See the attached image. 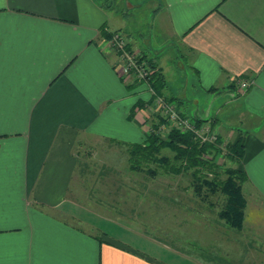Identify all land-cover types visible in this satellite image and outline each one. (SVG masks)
Instances as JSON below:
<instances>
[{
    "label": "crops",
    "instance_id": "1",
    "mask_svg": "<svg viewBox=\"0 0 264 264\" xmlns=\"http://www.w3.org/2000/svg\"><path fill=\"white\" fill-rule=\"evenodd\" d=\"M127 3L126 17L99 0H0V264H234L222 254L198 259L105 215L90 219L98 235L67 219L85 216L69 195L84 170L79 143L139 142L147 130L149 86L121 80L102 31L126 23L152 57L170 58L161 66L183 55L185 73L174 68L182 86L164 76L175 98L188 80L226 98L246 184L264 196V0Z\"/></svg>",
    "mask_w": 264,
    "mask_h": 264
},
{
    "label": "rangeland",
    "instance_id": "2",
    "mask_svg": "<svg viewBox=\"0 0 264 264\" xmlns=\"http://www.w3.org/2000/svg\"><path fill=\"white\" fill-rule=\"evenodd\" d=\"M99 2L105 8L127 17V8L130 7L127 0ZM136 21L138 23L139 20ZM105 31L108 33L105 37L107 46L116 55L121 80L127 85L132 81H145L149 86L151 98L146 106L145 116L141 114L140 107L133 110L129 116L133 119L138 112L145 119L149 118L146 123L147 130L143 131V140L154 128L163 138H167L173 128L183 131L196 130L206 137L205 141L219 148L218 153L209 152L206 157L214 159L218 164L221 179H228V172L232 168L242 169L247 174L243 167V156L233 153L228 147L230 144L243 142V137L237 138L238 131L231 128L227 117L224 116L228 109L226 98H220L216 92L213 97L208 96V93L196 91L190 80L184 84L186 93L179 94V98L173 95L178 93L168 86L166 88L167 84L160 92L151 91L150 85L157 79L158 73H162L163 77L166 75L173 88L182 86L181 78L176 79L175 69L182 73L187 70V67L183 66V55L180 54L179 60L174 59L169 67L165 64L161 66L162 62H167L170 58L163 55L152 57L150 49L144 46L143 35L139 31L131 32L127 23L112 31ZM115 34L122 36L126 50L140 62V67L149 68V63L155 69L157 74H152L154 78L145 80L141 78L140 73L123 71L127 62L123 52L117 49L111 40ZM163 69H167L168 73L163 74ZM195 92L197 93L194 94ZM156 93L164 98V103L157 102ZM189 94L196 96L191 97ZM197 120H201L199 127L196 125ZM79 149L85 162L82 164L84 170L82 175H78L69 195L72 199L77 198L84 202L78 203L83 206L85 216L80 220L62 212H57L58 214L67 215V219L97 235L99 230L90 219L93 215H105L136 227L153 239L181 252L194 254L198 259L203 260V255L216 259L215 256L219 258L222 254L234 264H264V196L257 188L246 184L247 181L243 184L247 198L244 227L237 230L228 227L217 215L222 206L223 194L207 188L204 189L203 195L196 193L198 181L192 171L200 167L180 174L151 176L126 169L124 152L118 144L110 143L107 138L84 139ZM162 153L171 157L174 155L168 147L164 148ZM105 166L107 171L105 175L100 176L99 171L105 169ZM203 174L214 177V173L208 170H203Z\"/></svg>",
    "mask_w": 264,
    "mask_h": 264
},
{
    "label": "trees",
    "instance_id": "3",
    "mask_svg": "<svg viewBox=\"0 0 264 264\" xmlns=\"http://www.w3.org/2000/svg\"><path fill=\"white\" fill-rule=\"evenodd\" d=\"M105 30L103 28L102 31L106 37L108 33ZM156 78L152 82V86L156 92H160L164 88L165 78L162 73H158ZM200 124L201 120H197V127ZM107 140L112 144H118L120 150L124 152L123 157L126 161L124 167L130 171L156 176L158 174H180L200 167V169L192 171L198 181L196 193L203 195L204 189L207 188L212 192L219 191L218 193L223 194L222 206L217 211L219 219L224 220V223L230 228L243 229L247 206L243 184L248 180V176L242 169L232 168L228 172V179H221L218 164L214 159L206 157L209 152H219V148L213 143L204 141L193 130L183 131L179 128H173L167 138H163L154 128L153 132L147 135L143 141L127 142L115 138ZM80 145L81 143H79ZM167 147L174 152L173 157L163 155L162 150ZM228 147L233 153L244 156L243 142L230 144ZM78 151L80 152L78 153ZM78 151V155L82 156L81 150L78 149ZM203 170L214 173V177L210 178L203 174ZM105 171H107L106 166L105 169L99 171L100 176L105 175ZM215 257L218 260L220 258Z\"/></svg>",
    "mask_w": 264,
    "mask_h": 264
},
{
    "label": "built area",
    "instance_id": "4",
    "mask_svg": "<svg viewBox=\"0 0 264 264\" xmlns=\"http://www.w3.org/2000/svg\"><path fill=\"white\" fill-rule=\"evenodd\" d=\"M111 40L114 43V46L117 49H119L120 51H122L124 54V57L126 58L127 64H124V66H123V71L125 73L126 72L128 73L130 71L140 73L141 78H143L145 80L146 79L148 80V79L153 77L152 74L155 73L154 72L155 69L153 67H151L149 65V63H147L149 68L140 67V62L137 59H134V57L132 56L130 51L126 50V46H125L126 43L123 41L122 36L120 34L113 35ZM249 85H250V82L247 80L240 81V86H241L243 91L246 90L249 87ZM150 90L153 92H156V90L151 85H150ZM155 97H156L157 102L164 103V98L162 96L157 94V95H155ZM194 132H196V134H198L197 136H199L200 138H203L204 141L207 140L206 137H203L202 135L197 133L196 130Z\"/></svg>",
    "mask_w": 264,
    "mask_h": 264
}]
</instances>
